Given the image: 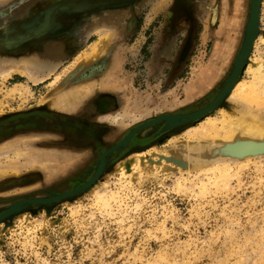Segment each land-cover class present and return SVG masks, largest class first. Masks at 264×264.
<instances>
[{
    "label": "rangeland",
    "instance_id": "obj_1",
    "mask_svg": "<svg viewBox=\"0 0 264 264\" xmlns=\"http://www.w3.org/2000/svg\"><path fill=\"white\" fill-rule=\"evenodd\" d=\"M137 1L103 7V18L82 19L74 35L76 51L61 57L67 31L55 17L76 8L77 1L0 0V125L34 112L91 124L81 145L65 139L79 132L61 129L11 131L0 140V166L18 167L16 174L0 178V264H264V152L228 151L243 142L229 138L224 126L229 106L264 119V85L248 71L264 60L262 40L239 75L252 99L228 98L205 118L168 131L160 121L107 153L146 122L191 114L215 100L244 44L252 0H183L184 9L193 2L196 31L176 32L161 51L166 64L153 72L152 45L166 13L170 31L185 28L186 12L178 19L177 0ZM131 15L136 16L132 30ZM258 32L257 41L264 38V0ZM228 39L236 41L229 51L230 59L235 54L231 65L220 68L215 87L191 100L199 89L192 87L210 77L213 51L223 46L219 41ZM29 41L56 46L36 54L24 44ZM99 48L103 54L90 61ZM181 53L182 62H176ZM13 68L26 76L22 83L10 78L15 71L5 75ZM26 70L42 80L31 79ZM108 75L106 85L102 80ZM114 75L117 87L103 90ZM101 96L113 107L104 117L95 106ZM118 114L126 122L117 120ZM120 126H130L127 135L114 132ZM104 127L112 130L103 136ZM230 128L236 130L235 124ZM92 180L81 192L58 198ZM46 199L53 201L28 203Z\"/></svg>",
    "mask_w": 264,
    "mask_h": 264
},
{
    "label": "flooded vegetation",
    "instance_id": "obj_2",
    "mask_svg": "<svg viewBox=\"0 0 264 264\" xmlns=\"http://www.w3.org/2000/svg\"><path fill=\"white\" fill-rule=\"evenodd\" d=\"M73 1H77V7L74 9H69V10H65L62 12H59L57 14V16L55 17L57 21V23H59L64 30H66V34H65V38L68 39V44L65 45V49H67V51L69 50H74V52L76 51V49H74V46H76V38H75V31L77 26H79V24L81 23L82 19L84 21L85 17H93V16H98L100 15L101 18H103V16H101L102 12L100 9L103 7H108L111 5H116V4H121L123 2H127V3H132L135 0H73ZM145 0H138L136 3L139 4L141 2H144ZM193 1V0H192ZM134 3V5L136 4ZM183 0H177L176 1V12L178 14V19H181L183 17H185V12H186V25L185 28L182 27H177L174 30H170L167 27V13L165 15V21L163 22L162 26H161V30L158 34V37L155 40V44L152 45V62L153 63V71H155V68L157 65L161 66L162 64H166L165 57L162 56L161 51L162 50H166L172 40L173 35L178 32V31H182L185 30L187 31L188 35L190 36L191 34L195 33L196 28H195V11L191 12L190 11V4L192 5L193 2H189V4L185 5V9H184V4ZM173 6V5H172ZM196 6H194L195 8ZM173 9V7H171V10ZM104 13V12H103ZM135 15H131L130 16V30H132V26H134L135 22ZM169 18V16H168ZM126 35V33H124ZM169 40H168V39ZM163 40L162 45L159 47V44H161ZM186 42V41H185ZM44 41H29V42H25L24 44L28 46V44L30 45V47H32L34 50H38L39 51H44L45 48H51L52 46H54L55 42L53 43V45L50 44V42H46L44 43ZM56 43H61V42H56ZM65 44V43H64ZM92 44V43H91ZM23 45V44H22ZM110 45H108L109 48ZM151 46V45H150ZM156 47V48H154ZM159 48V49H158ZM149 49V48H147ZM67 51L66 53L63 55L64 56H68L67 55ZM73 52V53H74ZM73 55V54H72ZM182 53L178 54L176 57V62L181 63L182 62ZM162 56V57H161ZM156 57V58H154ZM155 61V62H153ZM150 63V64H151ZM151 68V69H152ZM111 102L112 100L108 99L107 97L101 96L97 98V101L95 102V106L97 109L100 110H104L105 112H103V117L107 116L110 112L111 109L113 110V107H111ZM81 118H75V117H70V116H60V115H55V114H50L47 112H34L31 113L30 115L27 116H23V117H19L16 118L14 120H10L7 123H4L3 125H0V140L4 138V136H6L7 134L12 133L11 131H18V130H53V129H61L62 131H64V133L66 134H70L72 135L71 132H79V137L71 139L68 137L65 138L66 142L73 144V145H81L82 142H84L83 140H85L86 136L90 134H88V129L89 127H91L90 123H87L86 120L82 121L83 123L78 122V120ZM88 128V129H87ZM86 129V130H85ZM99 130H101L99 128ZM102 134V131H101ZM109 134V133H108ZM122 137V136H121ZM101 140H103V136L102 138H100ZM119 139V138H118ZM95 143H97L96 140ZM120 141V140H118ZM117 141V142H118ZM61 168V167H60ZM58 168V169H60ZM57 170V169H56ZM60 174V173H58ZM26 184H33V182H28Z\"/></svg>",
    "mask_w": 264,
    "mask_h": 264
},
{
    "label": "bare ground",
    "instance_id": "obj_3",
    "mask_svg": "<svg viewBox=\"0 0 264 264\" xmlns=\"http://www.w3.org/2000/svg\"><path fill=\"white\" fill-rule=\"evenodd\" d=\"M260 6L261 5L257 2V0H255V3L253 5H251V13H250V18H249V22H248V26H247V30H246V38H245L246 44H245V41H244L245 46L243 44L244 48L242 46L243 49H241L242 56L246 57L244 59V61H243V65H245L246 62H248V59L250 60L249 56H250V53H251L254 45L258 46V43L261 40H262L261 43L264 42V38L260 37V38H258V41H257V36L254 37L252 35V32L254 31L255 27L258 24L260 26V11H261V7ZM238 17H239V19L241 18L240 16H238ZM104 38L105 39H109L108 38V34H105ZM235 43H236V41L234 42V40H228L226 42V46H223L224 48L222 47V52L230 51V49H232L234 47ZM54 46H56V45H54ZM54 49H56V47ZM216 49L214 50V52L216 51ZM102 54H103V50L102 49L100 50V48H99L97 51L92 53V55H90L89 59H90V61L95 60L96 58L100 57ZM226 56H230L229 52L226 54ZM237 60H238V57H237ZM237 60H236V62H237ZM251 62L253 63V60ZM222 67H224V65H222ZM13 71H16V70L15 69H11V70L5 72V75H10L11 73H13ZM248 71L251 72V74L253 75V80H254V82L257 85H260V86L264 85L263 84V82H264V60H260L257 66H253L252 64H250L249 68H248ZM23 72L26 73L31 79L36 80L37 77H36V75H34V73L32 71H27L26 70V71H23ZM110 78H112V77L109 76V77L106 78V82H105L106 85H107L108 82H110ZM37 79L38 80H42L41 78H37ZM202 81H203V84H208L211 81V78L205 76ZM244 81H245V79H240V78L239 79H235L233 77V79L230 82L229 86H227V88L225 90V97H224L222 103L224 102V104H225V102L227 101L228 98H229L228 101L229 100L230 101L231 100H237V98L240 101H242L241 99H243V100L252 99L253 97H248V93L246 94V89L247 88H246V85L243 83ZM90 88L91 87H88L87 89L89 90ZM195 90H197V87L194 86V90H193V87H192V91H195ZM15 91L16 90L13 89L12 93H14ZM75 105H77V103H75ZM229 108H230V112L231 113H229L230 115L227 118L228 120H226L225 125H224L227 128V129L226 128L225 129L227 130V135H229V138H231V139L235 138L237 141L240 140L241 142H243L245 144L263 143L264 142V123H263L264 119H262L263 116H261V113L257 114V113H254V112L248 110V109H243V110L236 111V109L233 108L232 106L231 107L229 106ZM235 112H238L239 114H237ZM206 113H207V111L204 112L203 114H201L200 116L205 115ZM222 113H224V112H222ZM121 117H122V114H118L116 119L118 120ZM209 120H211V119L208 118L206 121H209ZM175 122H178L177 118L172 116L171 117V123H175ZM229 124L231 126H233V124H235L236 130L231 129L230 128L231 126H229ZM236 133H238V134H236ZM195 135H196V133L194 131V132H191L189 134V137L190 138L191 137H195ZM232 152L234 153L235 151H232ZM9 165H8V167L0 166V178L1 177H5V176L8 177V176H10L12 174H16L17 173V170H15V168H18V167H15L13 165L9 166ZM55 171H56V174H57V173H59L61 171V169H57Z\"/></svg>",
    "mask_w": 264,
    "mask_h": 264
},
{
    "label": "water",
    "instance_id": "obj_4",
    "mask_svg": "<svg viewBox=\"0 0 264 264\" xmlns=\"http://www.w3.org/2000/svg\"><path fill=\"white\" fill-rule=\"evenodd\" d=\"M257 2L261 5V2L262 0H257ZM255 3V0H252V4L253 5ZM261 7V6H260ZM259 31V24L255 27L254 31L252 32V35L254 37H256L258 35V32ZM245 44H246V41H245ZM244 44V46H245ZM243 46V48H244ZM242 48V49H243ZM243 51V50H242ZM246 57H243L242 56V52L240 51L239 53V56H238V60L237 62L235 63V67H234V70L229 78V81L228 83L226 84L225 88L223 89V91L215 98V100L213 102H211L207 107H205L204 109L202 110H199L197 112H194V113H191V114H166V115H163V116H160L159 118H157L156 120L154 121H151V122H146L144 124H142L141 126H139L138 128L134 129L132 131L131 134H129L119 145H117L116 147L110 149L107 153H111L113 151H117L119 147H122V146H127L130 142V138L131 136L138 132V131H141L143 130L144 128H147L153 124H156L160 121H164L165 122V127H164V131H168V130H171V129H174V128H177V127H180V126H183L185 124H188V123H191V122H194V121H197V120H200L202 118H205L207 115H210V113L212 111H214L218 104L223 101L224 97H225V90L227 88V86H229L230 82L232 81L233 77L235 79H239V75L241 74L242 70L244 69V65H243V61ZM207 113L205 115H202L200 116L201 114H203L204 112ZM176 117L177 118V121L178 122H175V123H171V117ZM240 147H243V150L238 152L236 149L240 148ZM227 150L228 151H235L234 153H236V155H241V156H247V155H251V154H259V153H263L264 152V142L263 143H258V144H254V145H245V144H241L240 146H234V145H229L227 147ZM97 179V176L94 177V180ZM94 180L90 181L86 186H84L83 188H80L78 190H75V191H72V192H68L66 194H63L61 196H59L58 198L59 199H66L68 197H70L71 195L73 194H76L78 192H81L84 188H88L90 187L92 184H94ZM53 199H46V200H32V201H29L28 203H31V204H46V203H50L52 202ZM15 207H13L8 213H5L3 215V217L10 213H12L13 211H15ZM2 217L0 218V222L2 221Z\"/></svg>",
    "mask_w": 264,
    "mask_h": 264
},
{
    "label": "crops",
    "instance_id": "obj_5",
    "mask_svg": "<svg viewBox=\"0 0 264 264\" xmlns=\"http://www.w3.org/2000/svg\"><path fill=\"white\" fill-rule=\"evenodd\" d=\"M232 22H233V20H232ZM229 23H231V21H229ZM236 24V23H235ZM232 27H234V28H236V26L235 25H233ZM223 30H224V26H223V28H222ZM219 33V32H218ZM229 40V39H228ZM227 40V41H228ZM227 41H223L222 40V42H220L219 41V43L221 44V45H223V46H226V42ZM79 43V42H78ZM222 46V47H223ZM222 47L221 48H217L216 49V51L214 52L213 51V55L214 56H212V59H211V61H210V68H211V72L209 73L210 74V78H211V82L209 83V84H200V82H197L196 83V87L197 88H199L198 90H197V92L196 93H194V95H193V97H192V99L191 100H194V99H196V98H199V96H201V95H204V94H206L208 91H210L213 87H215L216 86V84L218 83V80H219V78L221 77V70H220V68L222 67V65H224V66H226L227 64L228 65H231V63H232V60L234 59V56H235V54H233V57L230 59V57L229 56H226V54L229 52V51H224V52H222ZM224 48V47H223ZM111 50L113 51L114 50V48L112 47L111 48ZM116 50V49H115ZM36 51V54L38 53L37 51L38 50H35ZM66 51H67V49L65 50V53H66ZM222 52V53H221ZM64 53V54H65ZM59 56H61V57H63V55H59ZM222 56V57H221ZM118 57V56H117ZM118 61V60H117ZM218 67V68H217ZM224 68V67H223ZM13 69H15V68H13ZM16 71L11 75V79L12 80H16L15 82H14V84L16 85V84H20V83H22L23 82V79L26 77V76H24L22 73H20V72H18L19 70H17V69H15ZM110 75H108L107 77H109ZM106 77V78H107ZM116 78V75H114V80H112V82H111V84L109 85L110 86V88H105V89H103V90H105V91H109L110 89L112 90V89H114V88H116L117 86H114V85H112V84H114L117 80H118V77H117V80L115 79ZM102 82L103 83H105L106 82V79H104V80H102ZM108 86V87H109ZM190 100V101H191ZM69 111V110H68ZM77 112V111H76ZM69 113H71V112H69ZM128 114H130V111H129V113ZM124 117V116H123ZM121 118L120 119V121L122 120V122L123 121H125V118ZM102 119H104V118H102ZM126 120H128V118L126 119ZM126 122V121H125ZM116 123H119V122H116ZM130 125V124H129ZM121 127V126H120ZM104 130L102 131V135L104 136L106 133V131H110V130H112V129H110V128H108V127H104L103 128ZM124 129H126V131L124 130ZM116 128V129H114V132H116V133H118L119 135H127V132L129 131V129H130V126H127V128ZM125 131V132H124ZM107 132V133H108ZM111 132V131H110ZM118 134H117V136H118Z\"/></svg>",
    "mask_w": 264,
    "mask_h": 264
}]
</instances>
